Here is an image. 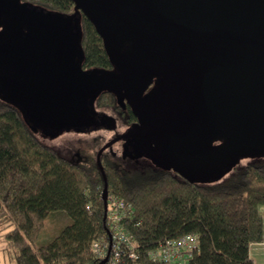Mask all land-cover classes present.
<instances>
[{"label": "water", "instance_id": "obj_1", "mask_svg": "<svg viewBox=\"0 0 264 264\" xmlns=\"http://www.w3.org/2000/svg\"><path fill=\"white\" fill-rule=\"evenodd\" d=\"M71 1L0 0V97L37 134L107 128L98 98L112 91L138 119L115 141L153 166L211 183L264 158V0ZM83 16L113 68L82 67Z\"/></svg>", "mask_w": 264, "mask_h": 264}, {"label": "trees", "instance_id": "obj_2", "mask_svg": "<svg viewBox=\"0 0 264 264\" xmlns=\"http://www.w3.org/2000/svg\"><path fill=\"white\" fill-rule=\"evenodd\" d=\"M22 1L63 13L75 10L71 0ZM82 23V67L113 68L100 33L86 16ZM98 106L121 110L129 126L138 120L112 91L99 96ZM125 145V156L140 160ZM102 164L108 195L125 198L133 209L123 226L136 248L124 246L118 264H169L149 252L191 233L200 243L190 264H255L251 245L264 241V158L237 165L221 182L211 183L146 163L131 169L104 154ZM105 184L98 159L65 157L40 138L17 105L0 97V219L11 224L5 238L18 249L17 264H102L93 245L110 235ZM58 211L69 215L70 225L47 245L37 244Z\"/></svg>", "mask_w": 264, "mask_h": 264}, {"label": "rangeland", "instance_id": "obj_3", "mask_svg": "<svg viewBox=\"0 0 264 264\" xmlns=\"http://www.w3.org/2000/svg\"><path fill=\"white\" fill-rule=\"evenodd\" d=\"M99 110L108 116L109 125L107 128H99V130L90 131L88 133L66 131L55 138L43 136L42 134L38 135L48 145L57 148L62 155L65 157L68 156L77 162L87 161L91 157L95 160L98 159L100 149L107 146L102 155L104 154L105 156L114 158L116 163L121 166L124 165L132 169L137 165L144 164L142 162L138 163L139 161H132L131 158L126 157V154L123 153L124 146L122 142L115 141L116 137L126 132L129 128V124L126 120H124V116L120 115L118 113L119 111L112 107H99ZM253 159L245 158L241 165L247 164L253 161ZM146 164L152 165V163ZM261 210L264 212V206L261 207ZM70 223L71 218L65 211H58L53 214V216L48 219V227L42 231V235L38 239L37 244L47 245L50 241L57 237L59 233H61L60 231L64 227L70 225ZM10 225L11 224H9L6 220L0 219V264H17L16 254L18 253V249L12 247V245H10L5 238V233L11 229ZM137 264L143 263L138 262Z\"/></svg>", "mask_w": 264, "mask_h": 264}, {"label": "built area", "instance_id": "obj_4", "mask_svg": "<svg viewBox=\"0 0 264 264\" xmlns=\"http://www.w3.org/2000/svg\"><path fill=\"white\" fill-rule=\"evenodd\" d=\"M107 223L110 230L109 237H103L93 245L95 253L101 258L109 257L106 263L118 264V258L122 248H136V241L132 234L124 228L123 221L133 214L132 207L126 199L116 194L109 196ZM200 237L196 233L185 234L179 238H169L159 247L149 252L150 258L155 261H162L169 264H190L195 250L198 249ZM135 259L139 258V253H133Z\"/></svg>", "mask_w": 264, "mask_h": 264}, {"label": "crops", "instance_id": "obj_5", "mask_svg": "<svg viewBox=\"0 0 264 264\" xmlns=\"http://www.w3.org/2000/svg\"><path fill=\"white\" fill-rule=\"evenodd\" d=\"M262 213L264 215V212ZM251 246L250 254L255 260V264H264V241L257 244H252Z\"/></svg>", "mask_w": 264, "mask_h": 264}, {"label": "flooded vegetation", "instance_id": "obj_6", "mask_svg": "<svg viewBox=\"0 0 264 264\" xmlns=\"http://www.w3.org/2000/svg\"><path fill=\"white\" fill-rule=\"evenodd\" d=\"M154 84H155V83H154ZM154 84H152V87L154 86ZM152 87H151V88H152ZM117 112H118V111H117ZM118 113H119L120 115H122L123 112L120 110ZM123 116H124V115H123ZM124 120H125V119H124ZM119 136H120V135H119ZM119 136H118V137H119ZM116 138H117V137H116ZM123 141H124V139H121V140H120V142H122V144H123V146H124L125 143H124ZM123 153H124V151H123ZM124 154H125V153H124ZM138 161H139L138 163H141V162H142V163H149V164L152 163V165L154 164L153 161L150 160V159H149L148 157H146V156H144V158H141V160H138ZM147 161H148V162H147ZM150 165H151V164H150ZM154 165H155V164H154Z\"/></svg>", "mask_w": 264, "mask_h": 264}]
</instances>
